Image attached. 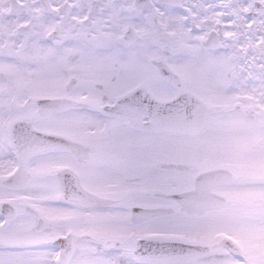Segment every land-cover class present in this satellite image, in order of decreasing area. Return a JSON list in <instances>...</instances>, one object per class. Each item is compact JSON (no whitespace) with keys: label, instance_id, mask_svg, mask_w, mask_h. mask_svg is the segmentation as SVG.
I'll return each instance as SVG.
<instances>
[{"label":"snow or ice","instance_id":"6c2138e0","mask_svg":"<svg viewBox=\"0 0 264 264\" xmlns=\"http://www.w3.org/2000/svg\"><path fill=\"white\" fill-rule=\"evenodd\" d=\"M0 264H264V0H0Z\"/></svg>","mask_w":264,"mask_h":264}]
</instances>
